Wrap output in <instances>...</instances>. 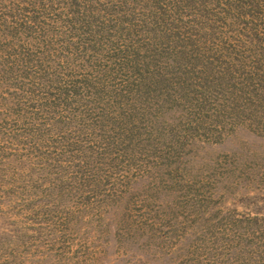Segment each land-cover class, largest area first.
Masks as SVG:
<instances>
[{
  "label": "rangeland",
  "instance_id": "obj_1",
  "mask_svg": "<svg viewBox=\"0 0 264 264\" xmlns=\"http://www.w3.org/2000/svg\"><path fill=\"white\" fill-rule=\"evenodd\" d=\"M0 264H264V0H0Z\"/></svg>",
  "mask_w": 264,
  "mask_h": 264
}]
</instances>
